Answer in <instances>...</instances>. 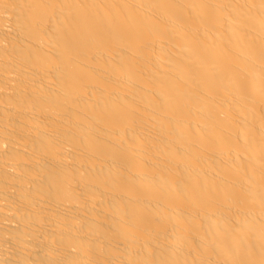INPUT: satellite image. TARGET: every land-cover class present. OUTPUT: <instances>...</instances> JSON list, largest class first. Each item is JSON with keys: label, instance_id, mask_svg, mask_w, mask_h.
I'll return each instance as SVG.
<instances>
[{"label": "bare ground", "instance_id": "bare-ground-1", "mask_svg": "<svg viewBox=\"0 0 264 264\" xmlns=\"http://www.w3.org/2000/svg\"><path fill=\"white\" fill-rule=\"evenodd\" d=\"M0 264H264V0H0Z\"/></svg>", "mask_w": 264, "mask_h": 264}]
</instances>
